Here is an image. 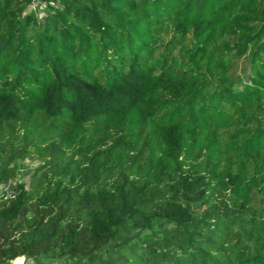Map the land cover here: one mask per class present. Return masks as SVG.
I'll use <instances>...</instances> for the list:
<instances>
[{
    "label": "trees",
    "instance_id": "1",
    "mask_svg": "<svg viewBox=\"0 0 264 264\" xmlns=\"http://www.w3.org/2000/svg\"><path fill=\"white\" fill-rule=\"evenodd\" d=\"M37 1L0 0V264H264V0Z\"/></svg>",
    "mask_w": 264,
    "mask_h": 264
},
{
    "label": "rangeland",
    "instance_id": "2",
    "mask_svg": "<svg viewBox=\"0 0 264 264\" xmlns=\"http://www.w3.org/2000/svg\"><path fill=\"white\" fill-rule=\"evenodd\" d=\"M41 14H42V11H41ZM247 65L248 63L245 60L239 61V64L236 66V69L234 70V73H233V76H234L233 78L235 80L239 81V79H242L244 82L246 81L244 69L247 68ZM20 165H21L20 180L26 183L27 189H31L32 184L34 182V178H35L34 173L38 166V162L26 160V161H20ZM24 264H38V263L34 259H27L24 262Z\"/></svg>",
    "mask_w": 264,
    "mask_h": 264
},
{
    "label": "built area",
    "instance_id": "3",
    "mask_svg": "<svg viewBox=\"0 0 264 264\" xmlns=\"http://www.w3.org/2000/svg\"><path fill=\"white\" fill-rule=\"evenodd\" d=\"M38 2V3H36ZM40 5V2L37 1V0H34L33 2V9H35L36 6ZM46 5L45 4H42V8L45 7ZM3 193L4 194V200H7L8 198L10 197H13L14 195V190L12 189L11 185L10 184H6V185H2L0 187V194ZM26 257H20V258H17L16 260H14L12 263L13 264H17L18 261H21L22 263L21 264H24V262L26 261Z\"/></svg>",
    "mask_w": 264,
    "mask_h": 264
},
{
    "label": "bare ground",
    "instance_id": "4",
    "mask_svg": "<svg viewBox=\"0 0 264 264\" xmlns=\"http://www.w3.org/2000/svg\"><path fill=\"white\" fill-rule=\"evenodd\" d=\"M17 264H20V263H17Z\"/></svg>",
    "mask_w": 264,
    "mask_h": 264
}]
</instances>
